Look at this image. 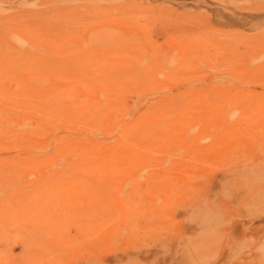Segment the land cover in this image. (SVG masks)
<instances>
[{"label":"rangeland","instance_id":"obj_1","mask_svg":"<svg viewBox=\"0 0 264 264\" xmlns=\"http://www.w3.org/2000/svg\"><path fill=\"white\" fill-rule=\"evenodd\" d=\"M0 264H264V0H0Z\"/></svg>","mask_w":264,"mask_h":264}]
</instances>
